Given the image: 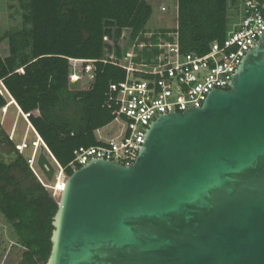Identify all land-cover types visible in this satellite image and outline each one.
<instances>
[{
  "label": "water",
  "instance_id": "1",
  "mask_svg": "<svg viewBox=\"0 0 264 264\" xmlns=\"http://www.w3.org/2000/svg\"><path fill=\"white\" fill-rule=\"evenodd\" d=\"M236 71L202 107L159 114L130 165L66 175L46 264H264V31Z\"/></svg>",
  "mask_w": 264,
  "mask_h": 264
},
{
  "label": "trees",
  "instance_id": "2",
  "mask_svg": "<svg viewBox=\"0 0 264 264\" xmlns=\"http://www.w3.org/2000/svg\"><path fill=\"white\" fill-rule=\"evenodd\" d=\"M241 1L177 0L174 31L182 49L205 54L212 42L224 43L230 11L238 13ZM22 6L24 26L7 34L10 55L0 54V109L10 94L70 175L80 167L70 165L74 150L96 145L94 131L114 120L106 92L126 70L99 61L92 88L77 89L69 84V58L101 59L104 36L145 30L153 7L149 0H27ZM57 209L0 121V211L25 248L23 263L46 264Z\"/></svg>",
  "mask_w": 264,
  "mask_h": 264
},
{
  "label": "built area",
  "instance_id": "3",
  "mask_svg": "<svg viewBox=\"0 0 264 264\" xmlns=\"http://www.w3.org/2000/svg\"><path fill=\"white\" fill-rule=\"evenodd\" d=\"M160 9L165 12L168 7L162 4ZM238 17L224 43L212 42L205 54L183 50L178 32L174 31L176 26L147 27L138 33L124 28L119 38L115 34L104 36L101 59L69 58V84L77 89L92 88L99 61L126 70L125 78L110 83L106 92V106L115 115L114 120L94 131L96 145L74 150L70 165L76 168L94 158L130 165L143 145L146 128L159 114L202 107L211 90L228 89L232 74H236L243 57L264 31V1L242 0ZM23 114L28 118L29 114ZM40 139L32 143L22 140L15 145L21 153L29 147L33 149L29 156L23 154L43 183L40 175L44 174L37 163ZM53 189L61 192L56 186Z\"/></svg>",
  "mask_w": 264,
  "mask_h": 264
},
{
  "label": "rangeland",
  "instance_id": "4",
  "mask_svg": "<svg viewBox=\"0 0 264 264\" xmlns=\"http://www.w3.org/2000/svg\"><path fill=\"white\" fill-rule=\"evenodd\" d=\"M153 7V13L148 21L147 27L149 28H174L177 26V0H149ZM162 4L167 5V11L163 12L160 9ZM236 10L230 11L231 25L238 21L239 17ZM232 27V26H231ZM7 99L9 105L8 108L0 109V121L2 126L7 130L9 137L15 142L20 143L22 140H26L32 143L37 136L33 133L30 128V124L27 118L14 110V104L10 105V96L7 94ZM23 134V135H22ZM22 140L19 142V140ZM20 138V139H18ZM40 146V143L38 144ZM33 149L31 147L25 149L23 153L29 156ZM41 151L38 148L37 153ZM45 154L54 164L56 169V176L58 179L59 174L66 177V172L63 167L59 166L57 163L52 161V158L48 151L45 149ZM41 174V173H40ZM64 174V175H63ZM43 180V185L52 193L55 199L59 200V194L53 189L55 183L58 181L55 179L53 182L48 181L44 176L40 175ZM64 179V178H63ZM0 264H26L23 263V253L25 248L18 243V239L14 234L12 226L7 222L6 218L0 211Z\"/></svg>",
  "mask_w": 264,
  "mask_h": 264
},
{
  "label": "crops",
  "instance_id": "5",
  "mask_svg": "<svg viewBox=\"0 0 264 264\" xmlns=\"http://www.w3.org/2000/svg\"><path fill=\"white\" fill-rule=\"evenodd\" d=\"M24 1L26 2L27 0H0V54L4 58L10 55V48H9V41L7 38V34L12 30L21 29L24 26V19H23L24 10L22 6ZM177 12H178V6H177ZM8 95L10 96V100H11L10 105L14 104L15 105L14 110L16 112L23 114L22 109L19 107L15 99L10 94ZM8 107L9 105L5 106V108H8ZM33 113L35 115H38L39 111L35 110ZM27 121L29 122L30 128L32 129L33 133L37 137L41 138V136H39L35 128L32 126L31 122L29 121V118H27ZM21 140H22V137L19 140V142ZM41 140L42 138L39 141L41 142Z\"/></svg>",
  "mask_w": 264,
  "mask_h": 264
},
{
  "label": "bare ground",
  "instance_id": "6",
  "mask_svg": "<svg viewBox=\"0 0 264 264\" xmlns=\"http://www.w3.org/2000/svg\"><path fill=\"white\" fill-rule=\"evenodd\" d=\"M39 143L41 145L40 141L38 142V144ZM63 178H65V177H63L62 175L59 174L58 179H57L58 181L55 183V186H56L57 189H61V190L63 189V186H64V184H63L64 183V179ZM58 193H60V192H58Z\"/></svg>",
  "mask_w": 264,
  "mask_h": 264
}]
</instances>
